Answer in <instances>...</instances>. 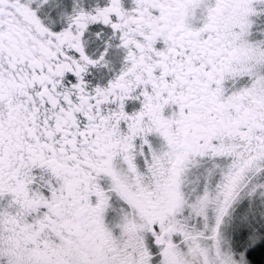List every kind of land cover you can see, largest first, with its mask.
Segmentation results:
<instances>
[{"label":"snow or ice","instance_id":"6c2138e0","mask_svg":"<svg viewBox=\"0 0 264 264\" xmlns=\"http://www.w3.org/2000/svg\"><path fill=\"white\" fill-rule=\"evenodd\" d=\"M0 264H264V0H0Z\"/></svg>","mask_w":264,"mask_h":264}]
</instances>
